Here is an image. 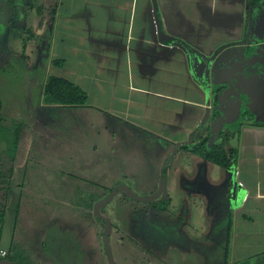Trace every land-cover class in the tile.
I'll list each match as a JSON object with an SVG mask.
<instances>
[{
  "label": "crops",
  "instance_id": "0c3cea01",
  "mask_svg": "<svg viewBox=\"0 0 264 264\" xmlns=\"http://www.w3.org/2000/svg\"><path fill=\"white\" fill-rule=\"evenodd\" d=\"M246 3L46 0L39 12L46 38L38 48L35 41L22 61L21 72L30 89L24 103L27 120L20 121L15 152L0 148V176L5 182L0 186L8 187L13 174L29 163V155H44L43 148L33 147L38 126L62 120L60 131L65 134L71 128L70 118L64 114L74 108L42 103L44 81L56 76L86 93L87 106L81 109L95 115L86 123L99 126L102 119L107 125L96 128L98 135L109 132L112 125L160 142V146L161 141L168 143L163 151L167 159L159 162L158 172L160 167L164 173L171 171L170 179L175 177L181 184V203L187 206L178 213L184 211V225L197 230L191 224L189 206L196 203L206 221L205 234L215 222H222L227 230L222 264H264V113L258 116L252 103V120L235 121L239 102L234 96L224 100L221 91L230 76L240 74V89L253 80L248 64L236 68V62L253 54L250 43L240 40L246 32L254 33ZM28 6L35 8L29 2ZM224 32L240 38L224 42ZM238 43L248 48L240 51L236 46H224ZM225 49L231 54L223 63ZM54 60H60L61 66L53 65ZM43 109L46 116L39 113ZM72 124H76L73 119ZM202 140H207L206 149L216 143L236 149V158L228 168L202 159L190 150ZM183 153L196 158V175L178 174L176 157ZM1 169L6 173L1 175Z\"/></svg>",
  "mask_w": 264,
  "mask_h": 264
},
{
  "label": "rangeland",
  "instance_id": "374dc122",
  "mask_svg": "<svg viewBox=\"0 0 264 264\" xmlns=\"http://www.w3.org/2000/svg\"><path fill=\"white\" fill-rule=\"evenodd\" d=\"M45 3L0 0V116L5 119L2 125L11 129L12 121L27 120L24 103L29 86L21 72L22 61L35 41L38 48L46 38L37 13ZM239 38L224 32V42ZM235 91V84L227 86L223 99L230 100ZM73 111L64 114L71 123L65 134L59 130L62 120L36 129L39 136L35 135L33 147L45 152L29 155L27 166L17 170L7 185L0 249L22 258L23 264H111L110 260L113 264H222L227 234L222 222H215L205 234L206 221L196 203L189 206L197 230L184 225V211L178 213L187 206L181 203V184L175 177L170 179L171 171L164 173L160 167L158 172L159 162L167 159L163 151L168 143L161 141L160 146L112 125L111 133L105 130L98 135L96 128L103 124L106 128V122L101 119L99 126L91 127L86 119L95 118L94 114L81 108ZM241 112H236L235 121L252 120ZM39 113L47 115L44 109ZM3 147L6 144L1 142ZM176 159L178 174L196 175V158L183 153Z\"/></svg>",
  "mask_w": 264,
  "mask_h": 264
},
{
  "label": "trees",
  "instance_id": "16d2710c",
  "mask_svg": "<svg viewBox=\"0 0 264 264\" xmlns=\"http://www.w3.org/2000/svg\"><path fill=\"white\" fill-rule=\"evenodd\" d=\"M32 7V6H31ZM34 7V6H33ZM41 7L37 9L39 14ZM30 38H33L30 33ZM24 57V56H23ZM55 66H61L60 60L52 61ZM42 103L45 105H55L62 108H81L87 106L86 93L72 82L56 76H49L42 85L41 91ZM5 119L0 116V139L6 144V150L9 153H14L17 149L18 142L21 136L22 123L11 122L14 127L11 129L8 126L2 125ZM259 125V124H255ZM4 134H1V133ZM207 140H202L200 143L193 145L190 150L202 159L211 162L219 167L228 168L233 159L236 158V149H226L223 144H214L209 149L205 148ZM12 157V155H11ZM4 180L0 176V185H4ZM0 235L2 224L5 217V201L7 200L8 187L0 186ZM114 194L111 193L109 196ZM106 230L109 228V223L106 222ZM107 247V244H106ZM109 254V253H108ZM110 257V255H109ZM111 264L112 261L110 260Z\"/></svg>",
  "mask_w": 264,
  "mask_h": 264
},
{
  "label": "flooded vegetation",
  "instance_id": "af4514ba",
  "mask_svg": "<svg viewBox=\"0 0 264 264\" xmlns=\"http://www.w3.org/2000/svg\"><path fill=\"white\" fill-rule=\"evenodd\" d=\"M246 2L248 3L246 4L250 6L246 8V15L248 19H252V21H254V25H253L254 33L250 35L249 33L247 34L246 32L245 37H243L240 40L241 42L245 40L250 43L249 47H251L250 49H252L253 54H251L252 56H250L248 59L244 61L236 62V68L237 70H241L244 64H248L247 69L249 74L253 76V80L250 81L249 86L246 87V85L244 84L243 89H240L242 87L241 84L243 81L239 77L240 74L238 73L239 75H237V77L233 76V79L231 78L232 76H230V79H228V82H226V86L225 85L222 86L221 91L223 92L224 88L235 84L236 91L234 92L233 96L235 97V99L238 98L239 103L237 104V107L239 111L240 109L242 110L241 116L243 117L248 116V118H252L250 117L251 110L249 108L252 106V103H254L252 108L255 110L258 116L264 113L263 112L264 110V2H262V0H246ZM242 44L244 43H238L235 45L229 44L224 46L225 47L227 46L226 47L227 49L231 48L232 46H236L238 50L242 51L246 47V45L244 46ZM246 48H248V46ZM223 53L227 54L228 57V55L231 54V51L227 53L225 49ZM233 53H237L236 50H234ZM224 54L222 56L223 63L225 60ZM216 144H222V143H216ZM10 254L11 253L8 252L5 255V257H1L0 264H9V263L23 264L21 262L22 258H17V257L14 258L10 256ZM23 258L25 257L23 256Z\"/></svg>",
  "mask_w": 264,
  "mask_h": 264
},
{
  "label": "built area",
  "instance_id": "2783aa9c",
  "mask_svg": "<svg viewBox=\"0 0 264 264\" xmlns=\"http://www.w3.org/2000/svg\"><path fill=\"white\" fill-rule=\"evenodd\" d=\"M6 254H7L6 250L0 249V258L5 257Z\"/></svg>",
  "mask_w": 264,
  "mask_h": 264
},
{
  "label": "water",
  "instance_id": "95a60500",
  "mask_svg": "<svg viewBox=\"0 0 264 264\" xmlns=\"http://www.w3.org/2000/svg\"><path fill=\"white\" fill-rule=\"evenodd\" d=\"M9 264H12V263H9Z\"/></svg>",
  "mask_w": 264,
  "mask_h": 264
}]
</instances>
